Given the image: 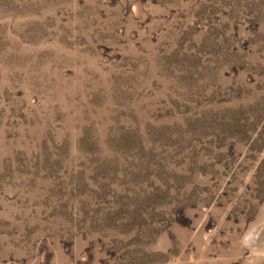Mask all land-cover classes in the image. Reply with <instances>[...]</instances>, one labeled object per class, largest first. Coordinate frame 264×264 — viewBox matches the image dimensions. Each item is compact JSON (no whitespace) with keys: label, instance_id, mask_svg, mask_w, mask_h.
I'll use <instances>...</instances> for the list:
<instances>
[{"label":"rangeland","instance_id":"1","mask_svg":"<svg viewBox=\"0 0 264 264\" xmlns=\"http://www.w3.org/2000/svg\"><path fill=\"white\" fill-rule=\"evenodd\" d=\"M0 264H264V0H0Z\"/></svg>","mask_w":264,"mask_h":264}]
</instances>
